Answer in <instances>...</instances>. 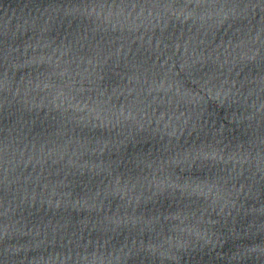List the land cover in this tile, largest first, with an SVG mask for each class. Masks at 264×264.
I'll use <instances>...</instances> for the list:
<instances>
[{"label": "clouds", "instance_id": "obj_1", "mask_svg": "<svg viewBox=\"0 0 264 264\" xmlns=\"http://www.w3.org/2000/svg\"><path fill=\"white\" fill-rule=\"evenodd\" d=\"M70 8L129 39L149 46L155 40L164 64L146 66L147 75L137 84L138 95L131 101L133 107L124 114L130 125L127 131L152 136L154 129L174 130L163 139L152 137L160 143L158 151L172 181L183 185L188 177L199 176L215 185L197 231L190 228L195 221H189L179 231L166 233V264H181V253L187 248L225 237L239 244L224 264H245L251 258L264 264V243H245L254 236L264 237V214L246 215L242 210L237 223L228 221L223 228L219 215L226 209L231 215L237 209L241 197L247 195L246 185L260 196L244 207L264 205V79H257L264 78V0H80L52 8L51 13L46 9L39 18L47 24L53 14L67 16ZM179 34L195 44L191 54L185 48L183 55H176ZM162 41H167L164 48ZM6 91L18 90L9 85ZM250 91L261 95H249ZM225 107L244 119L227 127L214 121L210 113ZM257 125L259 140L249 144ZM238 132L242 138L229 139ZM5 151L15 155L18 150ZM6 164L5 172L15 165L13 160ZM217 229L223 232L219 238ZM6 241L0 235V243ZM17 245L5 244L4 251L19 256L24 250ZM87 250L94 255L80 264H121L127 255L124 248L112 244L110 236Z\"/></svg>", "mask_w": 264, "mask_h": 264}]
</instances>
